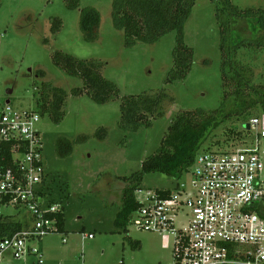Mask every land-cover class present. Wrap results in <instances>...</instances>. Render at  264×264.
<instances>
[{
	"label": "rangeland",
	"instance_id": "obj_1",
	"mask_svg": "<svg viewBox=\"0 0 264 264\" xmlns=\"http://www.w3.org/2000/svg\"><path fill=\"white\" fill-rule=\"evenodd\" d=\"M230 1L240 9L264 8V0ZM85 6L100 13L94 42H86L79 28L80 9ZM111 10L112 0H80L76 9L68 8L64 0H0V110L7 99L13 110H35L42 83L68 92L62 120L55 123L43 115L37 123L49 184L45 199L61 206L65 230L30 242L42 254L43 264H169V247H164L159 234L138 230L132 223L127 232L115 226L126 186L122 177L141 169L142 161L157 151L179 113L222 107L220 32L214 1L196 0L185 20L184 41L193 50L191 67L184 79L171 83L165 80L173 65L176 33L171 31L153 43L127 45L123 32L113 26ZM56 19L60 20L58 30ZM254 24L252 19L240 21L239 30L248 36ZM56 51L98 62L100 73L116 85L119 97L97 104L85 93L71 95L70 90L81 87L82 80L53 64ZM238 57L252 70V83L264 85V48L241 49ZM159 93L164 94L160 114L150 118L149 126L141 124L136 130L119 127L123 96ZM249 117H258L264 128V112L259 106L250 109ZM245 122L227 119L208 134L201 149L230 148L241 137L254 141L255 135L245 131L249 130L248 120ZM60 139L72 143L65 156L58 151ZM260 147L264 151V141ZM177 182L188 181L147 173L139 187L143 192L173 190ZM137 197L143 198V194L137 193ZM0 213L15 220L25 215L18 212L14 216L13 210L3 208ZM130 240L138 242L139 248H132ZM36 259L7 257L5 263L37 264Z\"/></svg>",
	"mask_w": 264,
	"mask_h": 264
},
{
	"label": "built area",
	"instance_id": "obj_2",
	"mask_svg": "<svg viewBox=\"0 0 264 264\" xmlns=\"http://www.w3.org/2000/svg\"><path fill=\"white\" fill-rule=\"evenodd\" d=\"M40 117L36 110L16 111L6 103L0 110V145L10 146L1 156L0 208L13 210L14 216L25 213L18 220L0 213L2 220L24 224L15 232L0 230V264L7 257L28 256L43 264L30 242L58 229L55 215L62 208L45 199L49 184ZM248 124L245 131L255 135L254 141L241 137L230 148L200 149L180 178L188 182H177L167 195L165 189L135 190L140 206L130 223L160 235L169 247V264H264V128L258 117Z\"/></svg>",
	"mask_w": 264,
	"mask_h": 264
},
{
	"label": "trees",
	"instance_id": "obj_3",
	"mask_svg": "<svg viewBox=\"0 0 264 264\" xmlns=\"http://www.w3.org/2000/svg\"><path fill=\"white\" fill-rule=\"evenodd\" d=\"M70 9L79 8L80 0H64ZM196 0H112V23L121 30L127 45L136 42L153 43L161 36L174 31L175 44L172 50L173 65L167 73L166 83L184 79L191 67L193 50L184 41V22L190 16ZM216 3V18L220 32V72L223 89L222 107L206 112L202 109L185 110L170 123L161 139L157 151L142 161L141 169L129 177L122 195V207L116 215L115 226L127 232L132 214L139 208L134 192L139 189L143 176L147 173H162L176 180L188 171L196 153L208 134L218 128L227 119L235 118L245 122L249 120L250 109L259 106L264 112V85L252 83V70L239 59V51L248 48H264V8L240 9L230 0H212ZM254 20L250 34L239 30L240 21ZM100 13L93 6L80 9L79 28L86 42L98 38ZM60 20L56 19L55 30ZM54 65L67 75L82 80L81 87L70 90L71 95L87 94L95 103L103 104L119 97L116 85L104 78L99 71V63L94 60L77 59L70 54L56 51L52 55ZM36 100V111L41 116L48 115L55 123L64 116V105L68 92L60 87L42 83ZM164 94L125 95L120 101L119 127L123 130H136L139 125L149 126L151 117L160 114L159 105ZM249 99V100H247ZM246 123V122H245ZM104 136L105 129H100ZM59 154L65 156L71 152L72 143L60 139L57 142ZM9 144L0 145L1 156L9 151ZM7 153V154H5ZM5 154V155H4ZM164 195L169 190L163 192ZM57 232H64V214L55 215ZM24 224L19 221L4 220L0 217V230L9 233L19 231ZM6 231V232H7ZM128 238V237H127ZM129 239V238H128ZM132 248L139 243L129 241Z\"/></svg>",
	"mask_w": 264,
	"mask_h": 264
},
{
	"label": "water",
	"instance_id": "obj_4",
	"mask_svg": "<svg viewBox=\"0 0 264 264\" xmlns=\"http://www.w3.org/2000/svg\"><path fill=\"white\" fill-rule=\"evenodd\" d=\"M7 93H8V94H11V93H12V89H9V90L7 91ZM5 103L8 104V103H9V100L7 99V100L5 101ZM247 128H248V126H247Z\"/></svg>",
	"mask_w": 264,
	"mask_h": 264
}]
</instances>
